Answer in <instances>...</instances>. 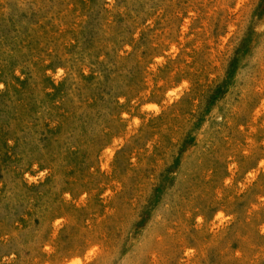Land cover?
I'll return each instance as SVG.
<instances>
[{"label": "rangeland", "instance_id": "1", "mask_svg": "<svg viewBox=\"0 0 264 264\" xmlns=\"http://www.w3.org/2000/svg\"><path fill=\"white\" fill-rule=\"evenodd\" d=\"M0 264H264V0H0Z\"/></svg>", "mask_w": 264, "mask_h": 264}]
</instances>
